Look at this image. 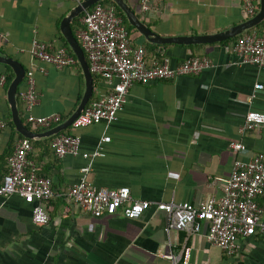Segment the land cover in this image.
Wrapping results in <instances>:
<instances>
[{"label": "crops", "instance_id": "obj_1", "mask_svg": "<svg viewBox=\"0 0 264 264\" xmlns=\"http://www.w3.org/2000/svg\"><path fill=\"white\" fill-rule=\"evenodd\" d=\"M81 1L0 0V31L6 36L0 53L17 60L27 73L34 72L39 93V103L32 109L36 116L68 118L85 93L78 59L77 64L59 69L32 55L35 40L46 42L52 50L70 48L63 23ZM127 2L153 31L167 37L214 35L251 18L244 0H152L148 13L141 12V0ZM83 17L71 22L77 39ZM253 32L259 30L255 27L244 34ZM130 37L134 46L146 48L149 66L159 55L174 66L189 56H206L214 66L198 76L135 84L107 130L104 124L71 126L70 133L81 138L78 155H56L54 141L62 132L31 139L35 142L30 160L38 174L53 182L55 194L45 205L50 222L36 223L35 205L22 197L0 195V264H264L262 235L241 238L238 252L230 256L208 241L207 227L200 234L167 232L168 215L156 208L135 220L120 211L94 217L71 197V188L88 164L83 154L93 152L106 134L111 141L104 144L103 156L95 159L88 179L98 188L129 187L134 199L151 202L200 205L209 197L220 199L235 163L264 153V130H241L249 111L264 112V88L257 89L264 85V67L242 63L234 52L235 38L164 46L149 42L136 28ZM3 75L13 78L0 85V119L6 122L0 136V179L22 140L15 125L9 124L13 116L8 89L15 72L0 63ZM115 84L101 78L97 86L94 83L93 96L112 92ZM26 89L27 76L18 88V109H25L20 115L27 124L26 103L21 98ZM235 142L245 149L232 148ZM258 202L264 209V196Z\"/></svg>", "mask_w": 264, "mask_h": 264}, {"label": "built area", "instance_id": "obj_2", "mask_svg": "<svg viewBox=\"0 0 264 264\" xmlns=\"http://www.w3.org/2000/svg\"><path fill=\"white\" fill-rule=\"evenodd\" d=\"M152 0H141L140 10L148 13L152 10ZM259 0H244L246 13L255 16ZM85 29H80L78 39L89 62L92 74L101 76L107 81H116L113 91L104 94L85 110L73 122V128L104 124L106 130L118 119L130 89L135 84L148 85L152 82L175 79L184 76H198L206 69L214 66L206 56H189L174 66L167 58L155 61L149 66L146 61L147 50L144 46H134L130 33L122 17L114 7H105L101 3L88 10L83 19ZM6 36L0 31V48ZM234 52L242 63L264 67V28L257 32L240 36L234 44ZM32 55L47 64L63 69L77 64V58L66 47L52 50L46 42L35 40ZM27 89L21 93L28 112L26 119L36 129H50L60 124L62 116L52 114L36 116L32 109L39 103V93L33 71L27 74ZM6 76H0V85L6 83ZM259 84L257 89H263ZM6 122L0 119V136ZM256 128L264 130V112L251 110L246 116L242 132ZM111 141L106 134L96 149L84 153L87 166L81 170V178L70 191L71 197L81 210L94 217L115 215L120 211L128 219H139L147 211L156 208L168 215L167 232L171 230L200 234L206 230V237L211 244L219 246L228 255H235L240 248V239L256 235L264 236V209L258 198L264 196V153L257 154L250 161H237L224 195L217 199L209 197L200 205L190 202L176 203L151 202L134 199L129 187L98 188L88 179L96 158L103 156L104 144ZM55 153L58 157L78 155L81 153V138L77 135H59L54 141ZM235 150H243L242 143L232 144ZM33 144L22 139L14 154L9 159V172L0 184V195L9 197L18 195L26 202L34 204V221L48 224L50 215L46 209L54 196L51 178L38 174L36 166L29 154ZM189 255V249H187Z\"/></svg>", "mask_w": 264, "mask_h": 264}, {"label": "water", "instance_id": "obj_3", "mask_svg": "<svg viewBox=\"0 0 264 264\" xmlns=\"http://www.w3.org/2000/svg\"><path fill=\"white\" fill-rule=\"evenodd\" d=\"M104 0H83L81 1L71 13L64 19L63 29L66 40L76 58L78 59L85 75L86 89L83 98L75 110V112L69 116L61 124L47 130L45 132H35L27 126L23 121L19 109H18V88L22 81L26 78V69L14 58L0 53V63H4L13 68L15 72V78L11 82L8 89V99L12 110L13 122L16 130L28 139H39L42 137H51L58 135L67 128L71 127L73 122L88 106L90 100L94 94V76L90 70L89 62L87 60L85 51L81 46L79 40L74 36L71 29V22L86 13L92 6L102 2ZM123 11L129 23L135 27L149 42L164 45V44H178V45H199L214 42H222L236 38L245 32L259 26L264 22V0H260V9L258 13L246 20L245 22L234 26L233 28L220 32L214 35H192V36H162L159 33L153 31L144 20L138 15V13L129 5L127 0H113Z\"/></svg>", "mask_w": 264, "mask_h": 264}, {"label": "trees", "instance_id": "obj_4", "mask_svg": "<svg viewBox=\"0 0 264 264\" xmlns=\"http://www.w3.org/2000/svg\"><path fill=\"white\" fill-rule=\"evenodd\" d=\"M102 5H104L105 7H114L115 9H116V11H117V14L120 16V17H122V19H123V21H124V25L126 26V28L128 29V31H129V33H131L132 31H134L135 30V28L129 23V21H128V19L126 18V16H125V14L123 13V11L120 9V7L113 1V0H104V1H102V2H100ZM95 6V5H94ZM94 6H92L89 10H91V9H93L94 8ZM260 9V3L258 2L257 3V10H259ZM152 12V11H151ZM85 14H82L81 16H79L77 19H76V21H79V19L80 18H82L83 16H84ZM80 28L81 29H85L86 28V26L84 25V24H80ZM261 28H264V22L262 23V24H260L258 27H256V29H258L259 30V34H261L262 33V31L260 30ZM235 40H237V38H235L233 41H235ZM164 46H166V45H164ZM168 46V45H167ZM68 50H69V52L72 54V55H74V53H73V51L68 47ZM75 56V55H74ZM197 57V56H196ZM163 60H165V58L163 57V56H161V55H159L157 58H156V61H163ZM184 61V60H183ZM182 61V62H183ZM93 76H94V83H95V85L97 86V84H98V82H99V80H101V76H98V75H96V74H93ZM12 78H13V75H11V76H8V75H6V80L8 81V82H10L11 80H12ZM18 99H19V96H18ZM98 98H95V96H93L92 97V99L90 100V103L88 104V105H90V104H92L94 101H96ZM21 100V99H20ZM19 110H20V113H21V115L23 116L24 114H25V109H23V107L22 106H20L19 107ZM67 117H64V116H62V120H64V119H66ZM9 124L13 127L14 126V123H13V121L12 120H10V122H9ZM27 125L30 127V128H32V129H34V130H36V131H39L40 129H36V128H34L31 124H29V123H27ZM71 128L72 127H70L69 129H67V130H65V131H63L62 133H61V135L62 134H65V135H72L71 133H70V130H71ZM18 136H20L22 139H27V138H24L20 133H17V132H15ZM27 140H29L32 144L35 142L34 140H31V139H27ZM54 152H55V148H54ZM9 166H7V171H6V173L4 174V176L9 172ZM40 176H43V177H48V176H46V175H44V174H39ZM3 176V177H4ZM49 178V177H48ZM2 179L3 178H1L0 179V184H1V182H2Z\"/></svg>", "mask_w": 264, "mask_h": 264}]
</instances>
